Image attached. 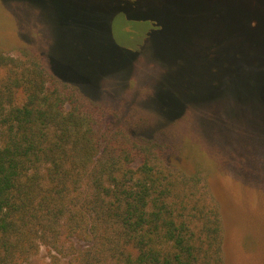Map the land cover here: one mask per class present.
Masks as SVG:
<instances>
[{
	"label": "trees",
	"instance_id": "16d2710c",
	"mask_svg": "<svg viewBox=\"0 0 264 264\" xmlns=\"http://www.w3.org/2000/svg\"><path fill=\"white\" fill-rule=\"evenodd\" d=\"M173 1L209 11L182 27L189 48L174 69L186 58L201 72L179 80L264 76V0ZM41 246L65 264H224L219 205L199 171L109 127L38 54H0V264H26Z\"/></svg>",
	"mask_w": 264,
	"mask_h": 264
},
{
	"label": "rangeland",
	"instance_id": "374dc122",
	"mask_svg": "<svg viewBox=\"0 0 264 264\" xmlns=\"http://www.w3.org/2000/svg\"><path fill=\"white\" fill-rule=\"evenodd\" d=\"M207 10L173 0H0V54H38L109 127L154 140L167 160L199 171L219 205L224 264H264V76L230 78L223 68L186 82L179 77L200 67L185 58L174 69L176 49L189 48L178 45L182 27ZM52 256L41 246L26 264L66 263Z\"/></svg>",
	"mask_w": 264,
	"mask_h": 264
}]
</instances>
